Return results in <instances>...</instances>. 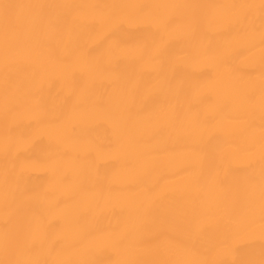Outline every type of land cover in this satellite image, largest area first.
<instances>
[{
  "label": "bare ground",
  "instance_id": "obj_1",
  "mask_svg": "<svg viewBox=\"0 0 264 264\" xmlns=\"http://www.w3.org/2000/svg\"><path fill=\"white\" fill-rule=\"evenodd\" d=\"M0 264H264V0H0Z\"/></svg>",
  "mask_w": 264,
  "mask_h": 264
}]
</instances>
